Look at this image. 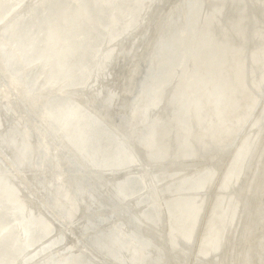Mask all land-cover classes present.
I'll use <instances>...</instances> for the list:
<instances>
[{
  "label": "bare ground",
  "instance_id": "1",
  "mask_svg": "<svg viewBox=\"0 0 264 264\" xmlns=\"http://www.w3.org/2000/svg\"><path fill=\"white\" fill-rule=\"evenodd\" d=\"M86 260L264 264V0H0V264Z\"/></svg>",
  "mask_w": 264,
  "mask_h": 264
},
{
  "label": "water",
  "instance_id": "2",
  "mask_svg": "<svg viewBox=\"0 0 264 264\" xmlns=\"http://www.w3.org/2000/svg\"><path fill=\"white\" fill-rule=\"evenodd\" d=\"M148 64H149V62H148ZM146 67H148V65H146ZM150 70H151L150 71L151 74H156V75L159 74V72L156 71V70L154 71L151 68H150ZM133 84L135 86V79L133 80ZM121 105H124V107L125 106H128L129 105V99L127 97H124L121 100ZM106 114L113 121L116 120L117 123L120 126L124 127V126L127 125V117L125 115H122V114H119V115L118 114H110V113H106ZM101 129L105 130L104 127H101ZM125 184H126L127 187L134 188L135 185H136V182L135 181H129V182H126ZM118 205H119V203L117 202V200L115 198H113L111 195H109V196H106L104 199H102L101 204H99L98 206L100 207V209L107 210V209L115 208L118 211ZM105 217H106V215H102V216H92V218L88 220L90 226L93 225V227L96 228V229H92L93 232H94V235L92 236L91 239H89L87 241L92 246L93 245L94 246H99V245H102L105 242H107V241H105V239H103V237H105L104 230H102L100 232V229L102 227V221H103V219ZM121 219H122L123 222L124 221H128V220H131L132 219V216H131L130 213H128L127 211H125V215L122 216ZM84 263L85 264H88V261L86 260Z\"/></svg>",
  "mask_w": 264,
  "mask_h": 264
}]
</instances>
